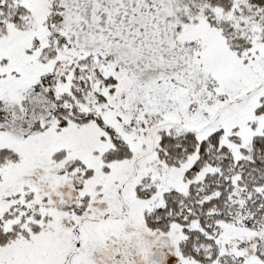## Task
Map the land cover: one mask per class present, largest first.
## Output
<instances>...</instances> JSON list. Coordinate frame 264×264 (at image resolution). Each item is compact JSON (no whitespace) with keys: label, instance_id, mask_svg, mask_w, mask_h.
<instances>
[{"label":"snow or ice","instance_id":"1","mask_svg":"<svg viewBox=\"0 0 264 264\" xmlns=\"http://www.w3.org/2000/svg\"><path fill=\"white\" fill-rule=\"evenodd\" d=\"M0 264H264V0H0Z\"/></svg>","mask_w":264,"mask_h":264}]
</instances>
